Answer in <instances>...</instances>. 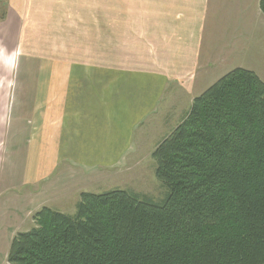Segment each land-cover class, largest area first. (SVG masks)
Masks as SVG:
<instances>
[{"label": "trees", "instance_id": "trees-1", "mask_svg": "<svg viewBox=\"0 0 264 264\" xmlns=\"http://www.w3.org/2000/svg\"><path fill=\"white\" fill-rule=\"evenodd\" d=\"M152 157L163 199L113 188L80 192L73 214L42 206L12 237L7 264H264V82L255 72L236 67L208 86Z\"/></svg>", "mask_w": 264, "mask_h": 264}, {"label": "crops", "instance_id": "crops-1", "mask_svg": "<svg viewBox=\"0 0 264 264\" xmlns=\"http://www.w3.org/2000/svg\"><path fill=\"white\" fill-rule=\"evenodd\" d=\"M3 6L8 9V16L6 21L0 16V109H3L4 104H11L15 99L16 103L28 106L31 115L26 116V124H23V127H20L19 122L9 129L10 120L12 121L10 117L6 126L0 122V172L4 157L7 156L5 150L10 142H17L21 131L28 132V150L25 154L31 163L29 166L27 164V169L22 167L26 170L20 172V175L25 176L21 180L23 184L29 182L28 185H32L45 181L51 178L52 171L57 168V165L52 167L48 160L51 151L48 140L52 135V130L46 127L38 130L35 129V126H29L35 116L39 115L40 119L45 122H51L52 118L59 116L63 123L60 124L59 128H56L57 145L63 146L64 149L69 147L68 152L74 147L71 154L75 158L76 153L80 155L89 154L88 156L84 155L85 159L95 161L98 156H93L94 153L102 150L113 151L116 144L115 137L125 136L124 132L117 134L115 132L116 120L114 118H116L115 106L117 103L123 102L128 109L125 113L118 111L121 115L119 119L140 120L144 117L141 115L147 111L161 83L160 73H140L137 79H133L128 72L125 74L126 68H123L121 69V76L127 78L118 85V90H110L109 86L117 76L115 70L118 67L106 66V68H102L100 63L93 65L83 63L72 67L78 75L73 77L70 82L60 83L59 87L56 86V82L51 83L52 87H46L47 84L41 87L39 80L41 72L49 73L51 70L48 67L42 68L44 65L40 64L29 66L28 60L30 62V58H39V56L33 51L32 46L22 42L21 31L22 26H24L23 32L25 31L27 35L31 36L30 30L33 24L48 23L49 25L52 22L50 19L51 9H93L95 11L100 8L138 9L143 10V14L148 13L150 15L155 10V17H157V10H162L158 16L166 26L172 27V33H165L167 37L164 39V44L162 42L156 43L154 53L145 55L151 58L153 64L158 62L159 66L162 67H156L158 70H168L165 68L167 63L163 58L171 63L172 69L169 72L175 78V111L180 100H185V105L187 104L185 110L178 108L182 114L175 115L176 120L181 119L189 109L192 89L200 88L199 92H201L223 74L236 67L257 71L256 66L260 62L261 41L258 39H260L261 34L260 26L261 24L264 26V14L259 9V0H4L0 8H4ZM173 10H175L174 15L176 17L185 14V21L182 24L171 23L170 14ZM85 16L90 18V22L93 21V15ZM199 16L207 25L208 21L211 23V28H207L206 33L202 30ZM71 18H75V13ZM10 21L11 23H9ZM6 23H9V26L5 36L4 24ZM158 36L161 37L162 34ZM19 43L26 49V52L18 47ZM5 44L9 47H6L7 51L16 47L17 51L11 53L12 64L8 59L6 60L9 64H5ZM174 45L175 61H171L168 57L171 56ZM76 54L78 53L76 52ZM63 55L69 57V54L63 52L59 56L62 57ZM21 56L24 57L23 62L26 65L19 72ZM5 71L13 73L10 82L3 80ZM18 73L23 74L20 79L21 88L28 89L27 95L23 94L25 99L19 97L21 89L20 83L16 81ZM30 73H34L33 82L26 81L27 74ZM197 73L201 76L198 82L195 80ZM182 79L185 80L181 81ZM100 80L103 85L105 81L107 82L106 94L109 99L103 103L99 102L100 97L103 99V90L99 85ZM62 87L64 88L61 91L60 88ZM39 89H41L40 94H44L42 98L36 96L39 94ZM57 93L59 94L58 97ZM39 100L41 101L40 104ZM43 104L48 110H43L42 113L38 114L36 108ZM30 106L31 108L34 106V108L31 109ZM0 116H3L2 111ZM117 126L119 127L120 124ZM34 130L38 131L36 137ZM64 133L69 136L66 141L62 140ZM68 156L73 158L71 155ZM2 179L4 180V176L0 177V209L9 201L10 203L4 208H10V214L13 216L15 210L13 202L16 197L8 195L7 188L11 184L5 183L3 185ZM10 199L14 201H10ZM45 199L38 203L39 208L51 204L44 201ZM51 206L54 207L55 205L51 204ZM35 211H32L31 214L28 212L30 219Z\"/></svg>", "mask_w": 264, "mask_h": 264}, {"label": "rangeland", "instance_id": "rangeland-1", "mask_svg": "<svg viewBox=\"0 0 264 264\" xmlns=\"http://www.w3.org/2000/svg\"><path fill=\"white\" fill-rule=\"evenodd\" d=\"M161 11L157 10V17H155V10L150 15L148 13L143 14V10L138 9L100 8L95 11L93 9L57 10L54 8L50 10L52 22L49 25L48 23L33 24L30 30L31 36L27 35L25 31L23 32L24 26H22V42L25 45L28 43L29 46H32L33 51L39 56V58H30V62L28 60L29 66L40 64L44 65L42 68L48 67L51 70L49 73L41 72L39 78L41 87L45 84H47L46 87H52L51 83L53 82H56V86L59 87L60 83L70 82L73 77L78 75L72 67L83 63L88 65L100 63L102 68H106V66L118 67L115 70L117 76L109 86L110 90H118V85L127 78L121 76V69L123 68H126L125 74L128 72L133 79H137L140 73H160L161 83L147 111L142 113L141 116L144 117L140 119L141 121L119 119L121 115L118 111L125 113L128 109L123 102L117 103L115 106L117 110L116 118H114L116 120L115 132L116 134L124 132L125 136L115 137L116 144L113 151L102 150L94 153L93 156H98L95 161L85 159L84 155L88 156L89 154L80 155L76 153L75 158L71 154L74 147L68 152L69 147L64 149L63 146L59 147L57 145L56 128H59L60 124L63 123V121H60L59 116L52 118L51 122L42 121L39 115L35 116L29 126H35V129L38 130L44 127L52 130L51 143L50 139L48 140L51 150L49 152L50 157L48 159L47 154V159L51 162L52 167L57 165V168L52 171L51 178L45 181L32 185H28L29 182L23 184V181H21L22 177L25 176L20 175V172H24L31 163L25 154L28 150V132L21 131L19 140L10 142L5 150L7 156L4 157L0 177L4 176V180H1L3 185L5 183L11 184L7 188L8 195L15 196L16 200L10 199V201H14L13 216L10 214V208H4L5 205L10 203L9 201L0 209V264H7L8 246L16 230H18L17 232L27 231L32 227V219L29 218L28 212L31 214L32 211L38 210L39 206L37 205L44 198H46L44 201L55 205L53 207L51 204H47L49 207L63 213L73 214L76 211L75 205L81 191L101 193L109 189L120 188L149 196L155 200H161L165 197L166 188L155 175L156 162L152 157V152L157 143L184 118L185 114L181 119L176 120L175 115L182 114L178 108L185 110L187 104L185 105V100H180L175 111V78L169 72L172 69L171 63L163 58L167 63L165 68L168 70H158L156 68L160 67L158 62L153 64L151 58L145 55L154 53L156 43L162 42L164 44V39L167 37L165 33H172V27L166 26L159 18L158 14ZM174 12L175 10L171 11L170 14L171 23L175 25L182 24L185 21V14L176 17ZM0 13V16L6 21L8 9L6 7L0 8ZM74 13L75 18L72 19ZM88 14L89 16L93 15L92 22H90V18L85 16ZM199 20L202 30L206 33L207 28H211L210 21L207 25L205 21L201 20L200 16ZM147 21L148 24H146ZM9 23L4 24L5 36L7 35ZM260 27L261 34L258 40L261 41V56L260 62L256 66L257 71L253 72L264 82V26L261 24ZM161 34L162 36L159 37L158 35ZM4 47L5 64H9V62L12 64L11 53L17 51L16 47L8 51L6 44ZM18 47L26 52V49L20 43ZM25 47L28 48V46ZM62 52L69 54V57L64 55L60 57L59 55ZM20 58L19 72L26 65L23 62L24 57L21 56ZM168 58L175 61V45L172 47V54ZM33 75L34 73L27 74L26 81L33 82ZM12 76V72L5 71L3 80L10 82ZM22 76V73H18L16 81L20 83L21 93L19 97L25 99L23 94L26 96L28 89L21 88L20 79ZM200 78V74L197 73L196 82ZM183 80L185 79L181 81ZM99 83L103 90V99L100 97L99 102H107V99H109L106 94L107 82L105 81L103 85L100 80ZM63 88H60L61 91ZM40 90L36 96L42 98L44 94H40ZM199 91L200 88L191 90L190 103L194 97L201 93ZM28 108V106L16 103L14 99L11 104H4L3 109H0V112H3V116H0V122L6 126L10 117L12 121L10 120L9 129L13 128L15 124H19V122L20 127H23V124H26V116L31 115ZM36 110L39 114L48 109L43 104L38 106ZM117 124H120V126L118 127ZM34 132L36 137L38 131L34 130ZM64 134L62 140L66 141L69 136L66 133ZM23 145H25L24 149H22ZM68 155L73 156V158ZM22 167L26 169H22ZM79 167L81 170L78 169ZM4 249H6L5 252H3Z\"/></svg>", "mask_w": 264, "mask_h": 264}]
</instances>
